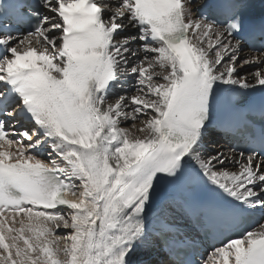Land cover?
<instances>
[{
	"label": "snow or ice",
	"instance_id": "obj_1",
	"mask_svg": "<svg viewBox=\"0 0 264 264\" xmlns=\"http://www.w3.org/2000/svg\"><path fill=\"white\" fill-rule=\"evenodd\" d=\"M245 6L0 0V264H264Z\"/></svg>",
	"mask_w": 264,
	"mask_h": 264
},
{
	"label": "bare ground",
	"instance_id": "obj_2",
	"mask_svg": "<svg viewBox=\"0 0 264 264\" xmlns=\"http://www.w3.org/2000/svg\"><path fill=\"white\" fill-rule=\"evenodd\" d=\"M246 71H251V70L247 69ZM125 87H128V85L126 84ZM117 91H120V90L117 89ZM216 140H217V133L214 130H210L209 136L205 142L207 151H212L216 147L225 146V144L216 143ZM222 150H227V148L223 147ZM262 222H264V220Z\"/></svg>",
	"mask_w": 264,
	"mask_h": 264
}]
</instances>
